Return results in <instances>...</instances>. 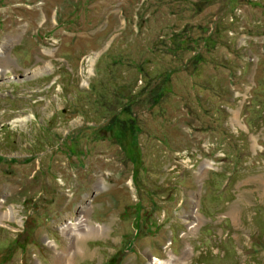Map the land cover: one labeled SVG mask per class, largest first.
I'll list each match as a JSON object with an SVG mask.
<instances>
[{"label": "rangeland", "instance_id": "1", "mask_svg": "<svg viewBox=\"0 0 264 264\" xmlns=\"http://www.w3.org/2000/svg\"><path fill=\"white\" fill-rule=\"evenodd\" d=\"M82 205L75 264H264V0H0V264Z\"/></svg>", "mask_w": 264, "mask_h": 264}, {"label": "bare ground", "instance_id": "2", "mask_svg": "<svg viewBox=\"0 0 264 264\" xmlns=\"http://www.w3.org/2000/svg\"><path fill=\"white\" fill-rule=\"evenodd\" d=\"M7 42L5 41V45H7ZM208 165L210 164L205 163L201 166V168H199L200 175L205 171L204 168H206V166ZM87 210L88 206L82 205L80 207L79 217L75 222H73L72 220H68L62 224V230L66 233L70 242L68 243L67 249L57 252L55 258L57 264H75L76 254L79 252H84L83 247L78 245L77 242L79 240L87 238L88 236H90V234L94 235L93 233L98 231L97 227H94L88 223ZM9 216H15V212H13L12 208L5 212L0 211V221H2L3 217L7 218ZM190 251L191 248L189 247L184 249V252L182 253L184 258H178L172 255L165 261L152 259L150 261V264H181L182 260L186 259Z\"/></svg>", "mask_w": 264, "mask_h": 264}, {"label": "trees", "instance_id": "3", "mask_svg": "<svg viewBox=\"0 0 264 264\" xmlns=\"http://www.w3.org/2000/svg\"><path fill=\"white\" fill-rule=\"evenodd\" d=\"M139 70L142 71L143 69H142L141 67H139ZM105 106H106V105H104V107H105ZM104 107H103V108H104ZM103 108H102V109H103ZM124 109H125V107H124V108L122 107V108H121V111L124 110ZM138 163H139V166H140V164H141V160H140Z\"/></svg>", "mask_w": 264, "mask_h": 264}]
</instances>
